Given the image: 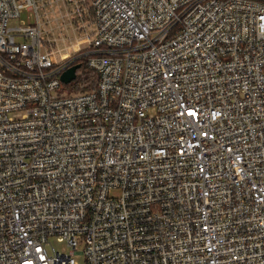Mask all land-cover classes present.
I'll return each instance as SVG.
<instances>
[{"label": "built area", "instance_id": "built-area-1", "mask_svg": "<svg viewBox=\"0 0 264 264\" xmlns=\"http://www.w3.org/2000/svg\"><path fill=\"white\" fill-rule=\"evenodd\" d=\"M36 1L0 0V264H264V0H61L71 54Z\"/></svg>", "mask_w": 264, "mask_h": 264}, {"label": "rangeland", "instance_id": "rangeland-1", "mask_svg": "<svg viewBox=\"0 0 264 264\" xmlns=\"http://www.w3.org/2000/svg\"><path fill=\"white\" fill-rule=\"evenodd\" d=\"M44 6L40 7L39 0L36 1L37 5V14L40 19V21L43 23L42 29H46L47 35L50 37L58 38V47L62 48L61 53L63 54H71L72 48L71 44L73 42L74 37H79L80 32L72 31V29L68 25H63L65 21H62L61 19H65L64 13L68 12L70 14V19L72 23V28H75L76 25H78V21L75 22V13L73 11V7L69 4H66L65 6L62 4L61 0H43ZM68 14V15H69ZM47 21V23L44 25V23ZM28 22H31V18L27 16L26 13L20 14L18 18L10 19L7 21V26H19L27 24ZM90 30V27H89ZM63 38V42H61V39ZM67 38L71 39V43H68ZM60 39V40H59ZM54 58L56 61L59 60V56L57 53H54ZM77 73V72H76ZM72 82V80L70 81ZM68 82V83H70ZM66 84H61L58 91L63 93H68L70 91V87ZM49 241L53 245L54 248L57 250H67V248L64 246L63 242L57 241L54 237H50ZM78 261L81 260L80 257H76Z\"/></svg>", "mask_w": 264, "mask_h": 264}, {"label": "trees", "instance_id": "trees-1", "mask_svg": "<svg viewBox=\"0 0 264 264\" xmlns=\"http://www.w3.org/2000/svg\"><path fill=\"white\" fill-rule=\"evenodd\" d=\"M76 63H80V67L77 69L72 82L67 84L70 87V91H87L92 89L95 83V73L85 66L83 58H78Z\"/></svg>", "mask_w": 264, "mask_h": 264}, {"label": "water", "instance_id": "water-1", "mask_svg": "<svg viewBox=\"0 0 264 264\" xmlns=\"http://www.w3.org/2000/svg\"><path fill=\"white\" fill-rule=\"evenodd\" d=\"M80 67V63H74L65 68L59 75L61 83L66 84L75 78V71Z\"/></svg>", "mask_w": 264, "mask_h": 264}]
</instances>
